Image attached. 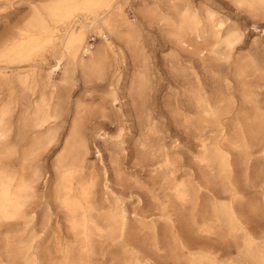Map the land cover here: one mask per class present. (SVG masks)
<instances>
[{"label": "bare ground", "instance_id": "6f19581e", "mask_svg": "<svg viewBox=\"0 0 264 264\" xmlns=\"http://www.w3.org/2000/svg\"><path fill=\"white\" fill-rule=\"evenodd\" d=\"M160 1L153 0L138 13L147 27L157 22L171 44L168 64L181 88L172 104L183 116L185 133L194 140L191 146L201 168L198 179L175 178L178 157L171 152H179L180 143L177 147L158 143L160 128L150 97L153 63L146 49L145 24L126 17L127 0H52L44 13L35 9L24 28L0 43V223L7 224L0 264L49 263V255L36 252L42 238L33 244L10 237L26 231L33 237L44 234L53 206L64 216L75 244L61 250V264H88L95 254L94 237L117 250L103 264H158L160 241L172 264H264V227L252 229L243 209L247 205L249 210H259V201L247 202L235 184L237 166L247 183L254 179L264 185V52L255 49L235 58L233 50L243 36L237 24L217 17L210 7L198 9L192 0H163L166 11L161 10ZM229 1L251 17H264V0ZM79 12L87 13L80 19ZM90 33L102 37L97 47L89 44ZM48 49L53 64L42 74L48 60L39 55ZM126 50L137 61L129 86L135 95L132 108L138 121V155L141 160L149 157L154 167L160 154L165 167L161 171L169 175V190L184 224L176 226L168 217L162 238L154 222L146 226L139 221L138 227H131L122 201L109 197L113 190L108 188L106 169L99 174L95 165L87 163L91 137L106 142V132L100 130L112 121L117 109ZM58 72L56 81L53 76ZM78 72L84 84L92 78L107 81V92L97 102L71 99ZM249 76L255 79V88L245 90L238 103L234 81L243 82ZM209 80L223 84L222 88L211 86ZM61 137L62 148L47 177L44 155ZM123 150L116 145L109 152ZM259 154L261 160L253 157ZM255 161L261 163L253 165ZM158 169L154 167L152 173ZM102 180L104 191L98 192ZM261 198L264 203V191ZM145 229V241L150 240L156 258H149L142 242L133 237ZM201 234L234 241L236 259L229 247L220 250L215 244L200 245L195 237ZM77 243L83 256L73 255Z\"/></svg>", "mask_w": 264, "mask_h": 264}, {"label": "rangeland", "instance_id": "374dc122", "mask_svg": "<svg viewBox=\"0 0 264 264\" xmlns=\"http://www.w3.org/2000/svg\"><path fill=\"white\" fill-rule=\"evenodd\" d=\"M51 1L52 0H0V43L10 35L16 34L19 29L24 28L28 22L27 19L30 20L36 10L44 13L45 7L48 6V3ZM152 2L153 0H127L123 10L129 20H137L144 22L145 24L146 21L141 18V15L138 12L142 6H150L152 5ZM191 2L193 5L195 4V6L200 10L210 7L218 14L217 17L228 18V22H233L238 25L243 33V36L241 41L236 44L233 50V54L235 53V58L244 57L248 53H252L255 49H259L260 52H264V17H251L250 15L238 9L229 0H192ZM160 6L162 11L167 10L166 4L163 0L160 1ZM86 13L87 12H79L78 16L81 14L79 18L81 19L82 15H86ZM90 34L91 35L89 36L88 41L91 38H94L90 43H93L92 45L97 47V45L103 41L102 37L97 33ZM144 35L147 38L146 49L150 52L151 61L153 63L152 72L154 73V82L150 97L156 107L157 121L160 128V132L157 136L159 139L158 143L160 145L168 144L166 145L168 147H177V143H180L178 146L182 145L180 146L181 150L179 152H171L174 156L178 157L176 158L177 160L174 164V176L178 180H186L188 178L190 179L191 177H195L197 180L201 168L196 161L197 152H195L194 147L192 148V146H194V140L189 134L185 133L188 130L185 129L186 124L184 123L183 116L174 108L172 104L175 94L179 92L181 88L175 80L176 73L170 69L168 64V58L171 54V44L168 43L167 39L163 36V32L159 30V25L157 22H154L151 27H147V24H145ZM253 41L254 43L256 42V44H254ZM50 55V49L42 52L41 55H39L43 57L45 56V58L48 60V63L41 71L42 74H44L53 64ZM136 62L137 61L133 55L128 50H126L124 52V63L122 66H120L122 76L120 85L117 87L119 95V102L116 106L117 109L114 110L115 114L112 118V121L107 122L101 127L100 130V133H103L104 131L106 132V142L102 138L95 137L96 135L91 137L87 163L92 166L95 165L94 167L98 170L99 174H102V170L106 169V179H108L107 185L111 191L113 190L112 194L109 193V197H117L122 201L124 209L126 208L125 212H127L126 216L130 221V226L134 228L138 227L139 221L144 222L146 226L154 222L158 235L160 238H162L167 229L165 219L168 217H172V219H174L176 226L183 227L184 224H182V218H180L181 213L177 210L176 201L171 195V190H169L172 185L169 175H167L168 173H163L165 170L161 171L165 168L163 167V162H161L162 157L160 154L157 157V165L154 167H158L159 172L155 174L152 173L154 167L152 166V162H150L149 157H145L144 160H141V157L137 152L139 134V132H137L138 121L132 108V96L135 97V95L134 90L130 89L129 86L130 77L136 71ZM156 74L157 76L155 77ZM59 76L60 72H58V74L56 73L53 78L58 81ZM254 80L255 79L253 77L249 76L243 79V82L234 81V95L238 100V103H240L242 100L241 94L245 92V90L249 91L250 89L255 88L256 81ZM76 81L75 87L70 90L72 100L85 99L86 101H89L93 99L95 102H97L98 97L101 94L107 92V81L105 79L98 80L96 78H92L90 81L84 84L82 77L78 72ZM231 81L233 82V79ZM209 82L210 85H214L213 87L215 88L220 87V85L222 88L223 84H220L218 81H215L214 84V81L212 80H209ZM89 83L91 84L89 85ZM66 127L68 126L66 125ZM120 128H123L121 132H119ZM65 133L66 129H64V135ZM187 135H189V137ZM187 137L188 139L186 140ZM62 142L63 138L61 137L58 145L44 155L45 167L48 172L47 177L49 174H51V162L55 155L61 150ZM116 145L117 147H120L121 145V149H125L123 150L124 152H109ZM188 147H191L190 149L192 152L188 151ZM97 150H100V152H97ZM253 157H259L261 160L260 154L253 155ZM254 163L253 165H257V163L261 162L255 161ZM117 168L118 171L116 170ZM239 169L240 167L237 168L236 166L235 184L242 190L247 202L259 201V210H249L247 205L243 207L247 213V221L250 227L256 231L261 227H264V203H262L261 198V192L264 191L262 190L264 189V185H261L259 182H255L253 178H251V180L253 179L252 181L247 183L240 175ZM116 171L118 172L117 175ZM123 175L125 178H123ZM133 180L135 181L133 182ZM97 189H99L97 190L98 192L104 191V180L99 182ZM55 209L56 206H53V213L49 219L50 223H48V230L44 234H36L33 237L29 231H26L20 236L10 237L11 241L22 240L31 242L33 244L42 238V246L40 249H37L36 252H39L41 255H43V252L45 255H49L50 261L48 264H61L63 262L62 256L60 254L61 250L75 247L72 238L73 236H71L67 230L68 223L66 222L62 213H56L55 211L57 209ZM6 226V223H0V254L2 256L5 253L4 247H6ZM36 230L39 232V226H36ZM141 232L142 233H139L138 235H136L135 233L137 232H135L133 235L134 239H136V241L139 240L142 242V249H144V253L146 252L150 254L148 256L149 258L151 256L156 258V251H154L150 240L146 239L145 241L144 236L148 235V229H145ZM201 235V237H195V241L200 245L208 246L210 244H215L220 247V250L230 248L233 250V260L236 259L234 253V241L227 242L224 240V238L214 235L210 236L206 234L207 237L205 234ZM93 241V252H95V254H93V257L91 258L92 260L90 259V264H100V262L103 264V262L108 259V256L112 252H117L115 247L111 248L109 245H104L101 242L102 240H98L96 237H94ZM159 247L162 249L157 253L160 256L159 259L156 260L158 261V264H172L173 261L169 257V252L161 241ZM73 255H77V257L83 256L78 243L77 250H73ZM151 259L154 260L153 258Z\"/></svg>", "mask_w": 264, "mask_h": 264}, {"label": "built area", "instance_id": "2783aa9c", "mask_svg": "<svg viewBox=\"0 0 264 264\" xmlns=\"http://www.w3.org/2000/svg\"><path fill=\"white\" fill-rule=\"evenodd\" d=\"M92 39H94V38H91V39H90L89 44H91L90 42L92 41ZM93 42H94V41H93ZM92 44H93V43H92Z\"/></svg>", "mask_w": 264, "mask_h": 264}]
</instances>
